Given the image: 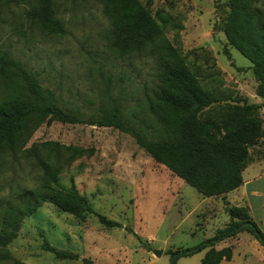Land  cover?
Listing matches in <instances>:
<instances>
[{
    "label": "rangeland",
    "instance_id": "rangeland-1",
    "mask_svg": "<svg viewBox=\"0 0 264 264\" xmlns=\"http://www.w3.org/2000/svg\"><path fill=\"white\" fill-rule=\"evenodd\" d=\"M139 1L153 17L166 18L165 35L179 45L195 76H202L208 95L256 99L251 63L228 45L222 32L228 0ZM31 2H0V53L52 91L62 109L78 112L85 121L42 124L26 147L53 141L86 150L54 187L75 188L94 213L78 219L43 203L19 221L6 246L8 254L24 264H169V250L192 249L213 238L230 220L223 203L212 216L205 215L207 199L156 163L129 134L89 121L102 115L111 97L128 124L149 137L144 125L152 117L146 97L158 84L156 57L148 51L117 56L109 47L110 23L97 0H53L62 35L45 33L28 17ZM260 117L264 129L263 110ZM39 184V169L22 151L7 154L0 160V210L19 192ZM99 216L118 225L107 227ZM43 239L78 259H56L41 248ZM154 250L161 254L155 256ZM204 252L181 257L176 264H199ZM262 260L259 254H233L221 264H264Z\"/></svg>",
    "mask_w": 264,
    "mask_h": 264
},
{
    "label": "trees",
    "instance_id": "trees-1",
    "mask_svg": "<svg viewBox=\"0 0 264 264\" xmlns=\"http://www.w3.org/2000/svg\"><path fill=\"white\" fill-rule=\"evenodd\" d=\"M18 0H0L16 3ZM110 23L108 44L119 57L148 51L157 60L158 84L146 97L152 122L144 130L131 126L116 99L102 115L89 120L98 127H112L129 134L156 163L166 167L205 198L223 196L242 183V171L250 161L249 149L264 136V0H228L222 32L228 45L251 63L257 82L255 95L260 104L246 98L210 96L201 77L184 61L182 50L165 35L166 18L153 17L139 0H97ZM150 3V2H149ZM28 17L45 33L62 35L61 24L53 15V0H33ZM198 71V67H197ZM53 121L84 123L78 112L64 110L54 93L41 86L37 78L19 62L0 53V160L7 154L22 151L40 171V184L19 192L0 210V264H24L12 258L7 244L15 237L21 219L32 216L43 203L54 205L58 212L84 219L94 213L87 198L75 188L61 191L54 187L57 178L86 150L72 145L46 141L26 147L32 134L42 124ZM226 226L216 235L192 249L169 250V264L181 257L208 249L199 264L229 261V247L214 249L215 243L250 233L264 247V234L250 218L246 208L228 210ZM107 227L114 221L99 216ZM138 237V236H137ZM140 240V238L138 237ZM41 248L58 260H75L78 255L58 249L43 239ZM84 263H90L82 259Z\"/></svg>",
    "mask_w": 264,
    "mask_h": 264
},
{
    "label": "crops",
    "instance_id": "crops-1",
    "mask_svg": "<svg viewBox=\"0 0 264 264\" xmlns=\"http://www.w3.org/2000/svg\"><path fill=\"white\" fill-rule=\"evenodd\" d=\"M255 84L257 85V82ZM261 102L262 99L256 96V99L251 100L249 103L258 105ZM249 154L250 161L242 171L241 185L223 196L205 198L207 199L205 201L208 208L205 205L203 211L207 209V213L204 211L205 215L212 216L216 210V206L220 203L226 206L227 212L230 208L244 207L258 229L264 234V136L256 145L249 149ZM226 247L231 249V259L233 258V254H237L243 258L248 254H259L264 258V247L250 233L245 231L237 233L234 237L221 240L214 245V249L216 250ZM204 250L206 252L208 249ZM262 262L264 263V260Z\"/></svg>",
    "mask_w": 264,
    "mask_h": 264
},
{
    "label": "water",
    "instance_id": "water-1",
    "mask_svg": "<svg viewBox=\"0 0 264 264\" xmlns=\"http://www.w3.org/2000/svg\"><path fill=\"white\" fill-rule=\"evenodd\" d=\"M153 254H154L155 256H159V255L161 254V251H156V250H154V251H153Z\"/></svg>",
    "mask_w": 264,
    "mask_h": 264
}]
</instances>
